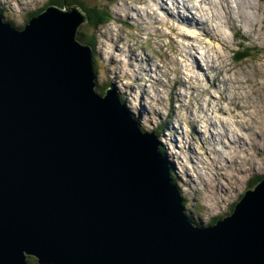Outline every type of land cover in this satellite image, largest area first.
I'll use <instances>...</instances> for the list:
<instances>
[{
	"label": "water",
	"instance_id": "obj_1",
	"mask_svg": "<svg viewBox=\"0 0 264 264\" xmlns=\"http://www.w3.org/2000/svg\"><path fill=\"white\" fill-rule=\"evenodd\" d=\"M87 18L0 13V264H264V179L211 227L193 225L156 134L98 92Z\"/></svg>",
	"mask_w": 264,
	"mask_h": 264
},
{
	"label": "rangeland",
	"instance_id": "obj_2",
	"mask_svg": "<svg viewBox=\"0 0 264 264\" xmlns=\"http://www.w3.org/2000/svg\"><path fill=\"white\" fill-rule=\"evenodd\" d=\"M47 1L49 0H0V7L6 10L8 17L15 18L16 22H13L12 25L20 27L27 18L29 11L42 7ZM167 2H165V5L169 6L170 2L175 3L180 7L181 14L193 17L192 13L186 11V7L188 5L193 7L194 0H167ZM86 3L87 6H98L102 10L105 5L110 3V9L116 19V23L110 22L109 25L96 29L98 42L96 68L99 74V83L101 81L105 85L106 82L114 81L115 85L120 89L117 90V93L123 97L132 115H138L149 127H153L165 120V115L171 107L176 94H180L175 98H180V102L173 101L176 103L174 109L177 111L173 120L181 127L185 126V124L189 125L190 111L197 112L203 107L208 115L215 114V118L219 120L220 118H217L218 111L221 114H226L222 112L225 104L240 102V105L238 104V107H241L240 109L233 110L231 105L227 107L232 123L228 119L230 124H225L231 128V135L236 133V135H240L241 133L244 139H247L246 142L251 148L248 153L247 163L244 162L239 166V174L236 181L231 179L230 183L226 182L225 186L227 189L222 188L219 183L220 180H223L222 172L224 170H216L218 171L217 185L219 186V195L216 196L218 199L222 197V204L220 205L219 203L220 206L215 205V207L212 202H202L203 210L208 215L213 213V216L224 217L223 214L225 213L219 211L224 210L225 212L229 208L230 202L235 198L236 193L241 190L245 192L249 188L246 179L248 172L254 167L252 163L253 149L264 153V0H196L202 14L198 9L192 8V10L194 12L197 10L196 15L198 17L196 15L195 17L199 19L200 23H193L192 25L188 21L187 23H181L179 19H174L180 26L179 31L183 36L187 35V38L177 37V24L176 28L173 25H169V27L175 29L173 36L175 42L170 39L171 31L169 27L159 23V18L166 22L170 21L168 17L164 16L162 18L163 15L160 11H157V17L155 16L149 21L148 18L143 19L145 23L148 21L146 23L148 24L147 29L146 24L140 29L135 21H133L135 23L131 24L126 22L121 27L120 14L129 13L126 10L129 8L132 9V12L140 8L138 13L143 14L152 4L151 0H114L111 2L108 0H86ZM217 13L220 16L219 19L215 17ZM85 15L87 22L82 23L79 28H82L88 34H92V26L89 27L87 25L88 16L86 13ZM143 16L146 17L147 15L143 14ZM157 26H161L160 30ZM219 28L222 30V34L218 32ZM208 30L210 31L207 32ZM215 30L218 32L216 38L213 40L208 38L207 36L212 37L216 34ZM148 34L156 35V37L149 38ZM117 40L121 41V43H118ZM142 40H148V42L144 43ZM135 42L140 44V46L136 45L134 49L133 44ZM181 43H183L184 49L188 51V55L178 49ZM115 44L123 48L124 52H118ZM174 46H177V54L173 53ZM136 54L138 57H135ZM240 55L241 57H239ZM143 56L146 58L151 57L152 60L147 61ZM215 56V60L221 62L222 67L228 65L231 67V73L227 76L228 78L226 77L230 88L227 93L218 91V93L211 94L214 99H222L221 104L216 103L219 101H214L216 104L206 102L200 105L206 96L196 95L198 92H195L190 87L191 98L187 94V84L184 82L176 83L177 75L175 74V69L181 66L185 70L191 68V71L186 72L187 77L191 73H198L202 76L204 70L201 64L205 65L204 67L207 69L205 73H209V63L206 59ZM130 58H132L131 62H133L137 73L128 63ZM174 59L178 61L177 65ZM213 64L215 65L214 62ZM136 74L139 76V80L135 78ZM218 81L219 79L215 83H218ZM132 82H134L133 89L130 87ZM144 88L146 89L145 93L143 92ZM222 95H224V98ZM177 106L180 109L176 108ZM209 106H212V108H208ZM224 119L228 121L226 117ZM241 125H246L247 129L244 128L239 131L238 129ZM212 128L216 130L215 126ZM234 128L237 130L234 131ZM154 130L160 131V128L155 129L154 127L151 129V131ZM184 131L185 127L181 128V132ZM254 131L260 135L258 136ZM186 132L188 131L186 130ZM252 132L254 133V140L251 137ZM206 135H208V138ZM220 136H216L215 133L207 129L205 135L197 133L195 140H191L188 137H185V139L192 141L191 151H195L194 148L198 150V146L207 145L210 148H215L216 143H222ZM161 139L163 147H167L169 150L170 159L173 161L178 177L188 185L189 198L193 200L194 184L189 183L188 174H192L194 179L196 178L198 185L203 183L207 186L206 181L202 177L200 164L195 161L196 158H192L194 162L187 164L186 169L183 164L185 159L183 153H188V149L183 146L184 137L183 135L175 134L170 126L168 130L167 124H164ZM209 150L211 151V149ZM239 152L236 150V153L231 154V158L234 159ZM212 163L215 164L216 161L212 160ZM263 166L264 157H262L261 162V167ZM262 171H264V168ZM206 176L209 177L208 174ZM191 179L193 180V178ZM211 204L213 207L210 209ZM191 208L196 212L194 207ZM207 214L203 213V219L206 221L212 220L213 216L211 217Z\"/></svg>",
	"mask_w": 264,
	"mask_h": 264
},
{
	"label": "clouds",
	"instance_id": "obj_3",
	"mask_svg": "<svg viewBox=\"0 0 264 264\" xmlns=\"http://www.w3.org/2000/svg\"><path fill=\"white\" fill-rule=\"evenodd\" d=\"M55 5V4H54ZM58 6V5H57ZM68 6H72V5H69V4H67L65 7H60V6H58V7H60V8H62V9H64V8H66V7H68ZM77 6V5H76ZM79 7V6H78ZM46 9V8H45ZM128 11H129V13H131L132 12V9L131 8H129V9H127ZM136 10V9H135ZM130 15V14H129ZM34 17V16H33ZM33 17H28L27 16V18L25 19V21H24V23L20 26V27H18V28H23L24 27V24H26L31 18H33ZM6 22H9V21H6ZM10 23V22H9ZM11 24V23H10ZM12 25V24H11ZM82 25V24H81ZM80 25V26H81ZM105 24H103V26H104ZM13 26V25H12ZM14 27H16V26H14ZM102 27V26H101ZM100 27V28H101ZM99 28V29H100ZM78 32V31H77ZM83 45H85V44H83ZM87 45V44H86ZM88 46H90V45H88ZM91 47V46H90ZM91 50H92V47H91ZM96 70H97V68H96ZM97 83V82H96ZM107 89H109V88H105V90H104V88L102 89L103 91H101V90H98V92L99 93H102V94H104L105 92H106V90ZM116 92H117V90H116ZM118 94V93H117ZM143 127V126H142ZM142 127L140 126L139 128H140V131L142 132V133H146L147 132V130H149L150 128H154V127H147V126H145L144 125V132L142 131ZM158 144H162V139L161 140H159V143ZM163 145V144H162ZM167 145V144H166ZM167 148V147H166ZM159 150V149H158ZM167 159L169 160V163H170V168H172V169H174V173H175V177H176V180H177V187L179 188V192H181V195H180V198H181V203H182V210H183V213H184V215L187 217V219L193 224V225H195V226H200V227H211V226H214L216 223L213 221V219H216L217 217H220L219 215H217V216H213V213L211 214V215H208L206 212H204V210H203V206H202V202H212V203H214V206L215 205H218V206H220L221 204H222V197L220 198V199H218L217 198V196L216 195H219V186L217 185V180H218V174H217V172L218 171H216V172H213V171H211V170H207L206 168H204L205 169V172H206V174H208L209 175V177H207L206 176V178H207V181H208V183H207V188H206V192H205V195H202L201 194V192H198L197 191V188H198V186L200 185H198V182H196V178L194 179V177H193V175L192 174H188V176L187 177H189V183H193L194 184V188H193V195H194V199L192 200V199H190L189 198V196H188V189H187V186L188 185H186V183H185V181L184 180H180V178L178 177V175H177V172H176V168H175V166H174V164H173V161L170 159V154H169V150H168V148H167ZM160 152V151H159ZM199 152V151H198ZM191 153L192 154H194V151H191ZM253 154H254V152H253ZM247 157V156H246ZM246 157H243V158H240V159H237V158H234V159H232V158H230L229 159V165L230 166H233L234 168H235V170H234V172L236 173H231L230 175H228V177H227V179L225 180L224 178H223V180H220V186H222V188H224V189H227V187L225 186V184H226V182H229L231 179L232 180H234V181H236V178H237V176H238V174H239V172L237 171V168H239V166L240 165H242L241 164V162H240V160H242V159H244V160H246V163H247V159L248 158H246ZM254 158H255V154H254V156H253V158H252V163H253V161H254ZM262 162V161H261ZM261 162H260V170L259 171H262V169L264 168V166L263 167H261ZM184 166H186V169H187V164H190V163H188V162H185V160H184ZM217 168H218V170H219V167L220 166H222V164H219L218 162H216L215 164H214ZM253 168V167H252ZM251 168V170L250 171H254L253 169ZM249 171V172H250ZM249 172H248V177H247V179H246V182H247V184H249V188H247L246 189V191L245 192H242V190L240 191V192H237L236 193V196H235V198L230 202V204H229V208L224 212V210L222 211H219V212H222V213H225V214H223L224 216H230L234 211H235V208H236V205L244 198V196L246 195V193L248 192V190L250 189V188H253L252 189V191H254L255 190V186L261 181V180H263L264 179V173H262L261 174V176H260V178H258V179H256V178H252L250 175H249ZM264 172V171H263ZM191 178H193V180L191 179ZM222 183H224V184H222ZM230 183V182H229ZM243 196V197H242ZM219 203H220V205H219ZM191 207H194V209L196 210V212H194V210L191 208ZM213 206H212V204H211V206L209 207L210 209L212 208ZM216 207V206H215ZM214 207V208H215ZM234 209V210H233ZM233 211V212H232ZM187 212V213H186ZM203 213H205V214H207L208 216H213V219L212 220H210V221H206V220H204L203 219Z\"/></svg>",
	"mask_w": 264,
	"mask_h": 264
},
{
	"label": "trees",
	"instance_id": "obj_4",
	"mask_svg": "<svg viewBox=\"0 0 264 264\" xmlns=\"http://www.w3.org/2000/svg\"><path fill=\"white\" fill-rule=\"evenodd\" d=\"M109 2L114 1V0H108ZM49 4H55L58 5L60 7H65L67 4L69 5H77L79 6V8L82 10V12L84 11L87 16H88V23L87 25L89 27L92 26V34H88L86 32H84V30L82 28L78 29L77 32V39L79 40V42H82L83 44H87L90 45L92 47V63H93V67H94V72L96 75V82L98 85V90L103 91L102 89L107 88L109 86L111 87H116L114 81L111 82H106L105 85H103L100 81L99 83V74L98 71L96 70V64H97V46H98V42L96 39V29L100 28L101 26H103L104 23H106V21H109L111 18V13L109 10L110 4H107L104 6V9H100V7L98 6H87L86 0H50L48 2ZM47 7V2L44 3L42 5V7L40 8H34L33 10L28 12V17H33V16H37L39 13H41L43 10H45V8ZM0 13L5 17V21H9L11 24H13V22H16L15 18L11 17V16H7L8 13L6 12V10L4 8L0 9ZM25 25V24H24ZM23 26V25H22ZM241 57V55L239 56ZM102 86H101V85ZM119 95V94H118ZM120 97V101L122 100L123 102L125 101L123 99V97L121 95H119ZM140 127V126H139ZM144 126L142 127V131H144ZM158 134H161L160 131L155 130ZM158 149L160 151V153L167 159V148H164L162 144L158 145ZM169 176L171 178V183L173 185V187H176L178 190V193L181 195V192H179V188L177 187V180L175 177V173H174V169L169 168ZM243 197V196H242ZM234 210V209H233ZM233 212V211H232ZM187 213V212H186ZM223 217H217L216 219H213V221L217 224L218 221L222 220ZM29 262L30 264H38L37 260L35 257H29Z\"/></svg>",
	"mask_w": 264,
	"mask_h": 264
},
{
	"label": "bare ground",
	"instance_id": "obj_5",
	"mask_svg": "<svg viewBox=\"0 0 264 264\" xmlns=\"http://www.w3.org/2000/svg\"><path fill=\"white\" fill-rule=\"evenodd\" d=\"M201 1H205V0H201ZM228 1V0H227ZM178 3H180L179 1H178ZM0 9H1V7H0ZM195 9V8H194ZM186 11H188L189 13H192V14H194V15H196L195 14V12L192 10V8L188 5L187 7H186ZM196 12H197V10H196ZM197 16V15H196ZM159 17H161V16H159ZM158 17V18H159ZM198 17V16H197ZM197 17H195V16H193L192 17V19H195L196 20V22H197V24L198 23H200V21H199V19L197 18ZM216 18H220V16H219V14L217 13L216 14V16H215ZM3 18H5L4 16H3ZM187 19H190L191 20V18H187ZM229 24V23H228ZM210 30H208L207 32H209ZM215 32H216V36H217V34H218V32H220L221 34L223 33L222 32V30L219 28V30H218V32H217V30H215ZM215 39V38H214ZM263 47V46H262ZM261 48V47H260ZM135 57H138V55L136 54L135 55ZM225 65V64H224ZM262 83V82H261ZM127 88V87H126ZM132 91V90H131ZM119 96V95H118ZM120 98V97H119ZM239 100V99H238ZM121 102H122V105H124L125 107H127V105H126V103H125V101L123 102L122 100H121ZM229 102V101H228ZM240 105V104H239ZM128 108V107H127ZM239 108H241V107H239ZM129 109V108H128ZM217 118H220V116L219 115H217ZM218 120V119H217ZM226 120H228V119H226ZM222 122L223 123H228V125L230 124V122L232 123V121H230L229 122V120L228 121H225V119L223 118L222 119ZM229 127V126H228ZM229 134H230V131H231V128L229 127ZM237 129L236 128H234V131H236ZM237 134V133H236ZM235 134V135H236ZM220 135L221 136H223L224 137V134L223 133H220ZM231 135V134H230ZM239 135V134H238ZM239 151V150H238ZM251 156H252V154H250ZM209 176V175H208ZM226 216H224L223 218H222V220L225 218Z\"/></svg>",
	"mask_w": 264,
	"mask_h": 264
}]
</instances>
